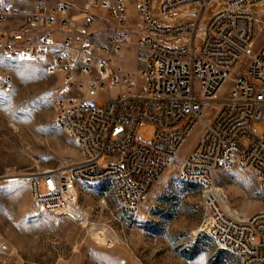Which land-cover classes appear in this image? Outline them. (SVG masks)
<instances>
[{"label":"built area","instance_id":"2783aa9c","mask_svg":"<svg viewBox=\"0 0 264 264\" xmlns=\"http://www.w3.org/2000/svg\"><path fill=\"white\" fill-rule=\"evenodd\" d=\"M215 1L163 0V13L198 6L169 25L156 15L155 0H135L133 13L128 0H0L7 25L0 57L41 63L56 77L54 122L79 149L73 161L17 174L34 213L84 223L90 213L79 186L107 181L118 207L134 217L173 170L201 185L217 245L240 264H264V208L229 207L216 184L219 173L240 169L264 191V134L255 126L264 124V10L251 8L264 0H230L206 17ZM107 17L112 34L101 39L95 22ZM182 37L177 46L162 41ZM13 82L0 63V89ZM147 124L155 127L151 142L140 133Z\"/></svg>","mask_w":264,"mask_h":264},{"label":"rangeland","instance_id":"374dc122","mask_svg":"<svg viewBox=\"0 0 264 264\" xmlns=\"http://www.w3.org/2000/svg\"><path fill=\"white\" fill-rule=\"evenodd\" d=\"M229 1L211 3L206 17L226 8ZM162 2L155 0L154 10L161 23L169 25L189 18L191 10L198 7L188 4L163 13ZM251 8L262 11L264 2L252 3ZM186 40L162 39L169 46ZM5 67L13 73L14 82L10 88L0 89V264H240L238 257L220 248L208 231L200 232L205 217L202 187L182 181L176 172L161 179L134 217L122 212L112 184L104 181L78 188L80 204L90 213V223L53 215V224L23 227L18 234L10 233L8 227L5 234L9 213L26 208L21 191L13 188L23 183L17 174L52 169L79 157L74 139L54 122L56 77L33 61H13ZM104 104L105 100L99 99L98 106ZM255 126L264 134L262 122H255ZM140 133L145 142H151L155 127L147 124ZM196 137L194 133L187 149ZM216 184L225 190L232 207L245 213L264 208V191L244 171L221 172ZM31 208L33 211L32 201ZM4 237L8 240L6 254L2 250Z\"/></svg>","mask_w":264,"mask_h":264},{"label":"crops","instance_id":"0c3cea01","mask_svg":"<svg viewBox=\"0 0 264 264\" xmlns=\"http://www.w3.org/2000/svg\"><path fill=\"white\" fill-rule=\"evenodd\" d=\"M107 19L109 21L97 19L95 22V29L99 33V36L101 39L108 38L112 34L113 19L109 17H107ZM6 26H7L6 23H0V29ZM9 62H13V61L0 57V63L3 65V67H5V64ZM13 188L19 189L21 191V195H22L26 208L15 209L9 213V215L6 217L7 219H5V222H4L5 234L8 231V227L10 228V231H9L10 233H13V232L17 233L18 231L20 232L23 227H30L33 225H40V224H53L56 221V217H54L53 215L46 214V213H34L32 211L31 196H30L28 186L25 183H19L15 185ZM12 228L14 229L12 230ZM7 242H8L7 238L4 237V242H3L4 245L2 249L4 254H6V250L8 249Z\"/></svg>","mask_w":264,"mask_h":264},{"label":"bare ground","instance_id":"6f19581e","mask_svg":"<svg viewBox=\"0 0 264 264\" xmlns=\"http://www.w3.org/2000/svg\"><path fill=\"white\" fill-rule=\"evenodd\" d=\"M128 6H129V10H130V12L133 13V12H134V8H135V2L133 3V1L129 0V1H128ZM172 171H173V170H170L167 174H170ZM167 174H166V175H167ZM218 190L220 191V194H221V197H222V199H223V202H224L227 206L230 207V206H231V203H230V201H229V199H228V196H227L226 193H225V190H224V189L221 190V187H219ZM209 220H210V219H209V215H205V217H204L202 223L200 224V228H199L200 232H203V231H206V232H207V231L209 230V224H210V221H209ZM83 222H84V223H90L89 220H88V221L84 220ZM93 225H94V224H93ZM93 225H92V226H93ZM92 226H91V227H92ZM96 226H98V227H103V225H96Z\"/></svg>","mask_w":264,"mask_h":264}]
</instances>
